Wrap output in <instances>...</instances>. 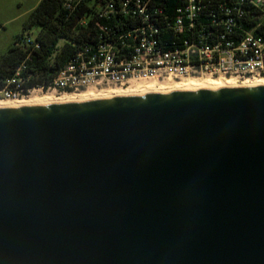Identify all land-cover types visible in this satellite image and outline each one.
<instances>
[{
  "label": "water",
  "instance_id": "95a60500",
  "mask_svg": "<svg viewBox=\"0 0 264 264\" xmlns=\"http://www.w3.org/2000/svg\"><path fill=\"white\" fill-rule=\"evenodd\" d=\"M0 264H264V87L0 109Z\"/></svg>",
  "mask_w": 264,
  "mask_h": 264
},
{
  "label": "built area",
  "instance_id": "2783aa9c",
  "mask_svg": "<svg viewBox=\"0 0 264 264\" xmlns=\"http://www.w3.org/2000/svg\"><path fill=\"white\" fill-rule=\"evenodd\" d=\"M73 1L83 0H68L66 8L69 9ZM150 1H106L97 11L98 18L110 20L117 16L130 17L133 19L131 29L115 33L113 27L96 22V29L100 31L98 43L81 47L46 89L31 85L32 74L27 72L24 63L16 68L0 89V99H25L38 91L74 94L109 84L124 87L152 80L202 76L264 78V36L249 30L241 41L234 43L228 41L225 34L206 33L207 25L204 24L198 29L195 38L185 39L181 44L162 45L156 38L159 27L155 22V16L162 11L150 8ZM205 1L210 0H185V5L177 9L173 29L194 34L196 20L203 13ZM245 5L264 10V0H238L239 16L243 14L242 6ZM211 16L212 24H218L214 13ZM116 21L119 25L122 20ZM79 24L85 25V20H80Z\"/></svg>",
  "mask_w": 264,
  "mask_h": 264
},
{
  "label": "trees",
  "instance_id": "16d2710c",
  "mask_svg": "<svg viewBox=\"0 0 264 264\" xmlns=\"http://www.w3.org/2000/svg\"><path fill=\"white\" fill-rule=\"evenodd\" d=\"M106 1L108 0L73 1L68 9V0H41L24 22L23 31L17 35L8 50L0 55V89L16 68L24 63L27 72L32 74L31 85L46 89L81 47L98 43L100 31L96 29V22L113 27L115 33L131 29L133 19L130 17L117 16L110 20L98 18L97 11ZM184 5L185 0L149 2L150 8L162 11L155 16L159 27L156 38L160 44L171 46L173 43L181 44L185 39L195 38L198 29L204 24L207 25L206 33L212 31L225 34L226 39L234 43L241 41L249 30L264 36V10L245 5L242 6L243 14L239 16L238 0L203 2V13L196 20L197 29L194 34L189 31L177 32L173 29L177 9ZM211 13H214L218 24H212ZM119 19L122 21L118 25L116 20ZM80 20H85V25H80ZM26 37L29 39L26 40Z\"/></svg>",
  "mask_w": 264,
  "mask_h": 264
},
{
  "label": "rangeland",
  "instance_id": "374dc122",
  "mask_svg": "<svg viewBox=\"0 0 264 264\" xmlns=\"http://www.w3.org/2000/svg\"><path fill=\"white\" fill-rule=\"evenodd\" d=\"M41 0H0V55L5 53L13 44L18 34L23 31V25L29 14L39 5ZM88 21V19H87ZM199 78V79H196ZM264 80L263 77L252 76L243 79H224L219 77L202 76L187 79H165L164 81H146L129 86H116L109 84L103 87H94L88 90L70 93L34 92L29 97L19 100L0 99V107L10 106L25 102H52L58 103L65 99H97L117 95L119 93L135 94L147 91H171L179 87L205 85H226L242 87L247 83H255ZM47 103V104H48Z\"/></svg>",
  "mask_w": 264,
  "mask_h": 264
},
{
  "label": "bare ground",
  "instance_id": "6f19581e",
  "mask_svg": "<svg viewBox=\"0 0 264 264\" xmlns=\"http://www.w3.org/2000/svg\"><path fill=\"white\" fill-rule=\"evenodd\" d=\"M196 79H199V78H196ZM240 87V86H238ZM242 87H264V80L262 81H259V82H255V83H247L245 85H243ZM224 88H233V86H226V85H217V86H205V85H193V86H186V87H179V88H176L174 90H201V89H224ZM174 90H171V91H174ZM132 94H125V93H119L117 95H113V96H108V97H105V98H100V99H109V98H114V97H130ZM99 99V98H97ZM90 100H94V99H87V98H84V99H71V98H68V99H65L61 102H58V103H74V102H85V101H90ZM40 102V103H34V102H25V103H16V104H13V105H10V106H2L0 107V109H3V108H16V107H28V106H38V105H50V104H57V103H52V102Z\"/></svg>",
  "mask_w": 264,
  "mask_h": 264
}]
</instances>
